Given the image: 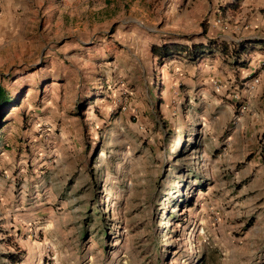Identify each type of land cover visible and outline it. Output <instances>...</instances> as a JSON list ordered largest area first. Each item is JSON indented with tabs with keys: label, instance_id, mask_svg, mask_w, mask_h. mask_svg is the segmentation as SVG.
<instances>
[{
	"label": "rangeland",
	"instance_id": "374dc122",
	"mask_svg": "<svg viewBox=\"0 0 264 264\" xmlns=\"http://www.w3.org/2000/svg\"><path fill=\"white\" fill-rule=\"evenodd\" d=\"M248 1L0 0V264H264L241 68L150 53L264 34Z\"/></svg>",
	"mask_w": 264,
	"mask_h": 264
},
{
	"label": "trees",
	"instance_id": "16d2710c",
	"mask_svg": "<svg viewBox=\"0 0 264 264\" xmlns=\"http://www.w3.org/2000/svg\"><path fill=\"white\" fill-rule=\"evenodd\" d=\"M240 0H232L229 9L235 11L239 6ZM256 47L264 49V40H243L238 44H229L223 41L207 39L204 43H193L191 45L181 44L173 41L163 42L160 45H152L150 47V53L152 57L157 60L158 64H162L166 61L173 59H184L187 63L194 64L200 61L204 57L212 58L215 54L222 57L227 63L233 67L245 68L247 66L246 60L242 57L248 51H252ZM12 98L8 93L0 87V107L11 108ZM11 104V105H10ZM8 262L14 264L19 259H13L11 255H5Z\"/></svg>",
	"mask_w": 264,
	"mask_h": 264
},
{
	"label": "crops",
	"instance_id": "0c3cea01",
	"mask_svg": "<svg viewBox=\"0 0 264 264\" xmlns=\"http://www.w3.org/2000/svg\"><path fill=\"white\" fill-rule=\"evenodd\" d=\"M252 3L253 5H258L262 3V0H250L248 4ZM256 30L253 34L242 36L243 40H264V34L258 33ZM259 34L258 36L256 34ZM251 56L246 60L247 66L245 68L237 69L240 76L242 75V86L241 90L243 94V99L237 100V117L235 123H240V127L244 133H252L254 128L262 123V160L264 161V49L256 47L252 49ZM254 55V56H252ZM254 110H257L256 113H253ZM252 113V114H251ZM250 114L249 119L241 122L242 117L247 118ZM262 118V122L260 118ZM258 121H257V119ZM255 134V133H253ZM249 138L247 137L245 142H248ZM243 142V141H242ZM264 169V165H262Z\"/></svg>",
	"mask_w": 264,
	"mask_h": 264
}]
</instances>
